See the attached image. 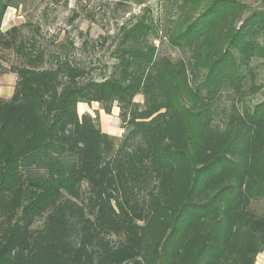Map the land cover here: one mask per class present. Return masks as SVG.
I'll list each match as a JSON object with an SVG mask.
<instances>
[{"label":"trees","instance_id":"16d2710c","mask_svg":"<svg viewBox=\"0 0 264 264\" xmlns=\"http://www.w3.org/2000/svg\"><path fill=\"white\" fill-rule=\"evenodd\" d=\"M17 6L0 0V27ZM247 9L181 0L163 36L175 61L158 55L144 10L119 28L101 80L70 57L72 42L48 53L21 25L0 30V51L19 60L4 70L0 57V75L16 76L0 97V264H255L264 101L232 102L262 89L251 63L264 59V11ZM80 103L106 115L115 104L123 137Z\"/></svg>","mask_w":264,"mask_h":264},{"label":"rangeland","instance_id":"374dc122","mask_svg":"<svg viewBox=\"0 0 264 264\" xmlns=\"http://www.w3.org/2000/svg\"><path fill=\"white\" fill-rule=\"evenodd\" d=\"M238 1L248 7L244 16L253 11H264V0ZM15 3H18L17 7H9L5 11L0 27L2 32L12 26L21 25L22 33L25 36H36L40 46L48 53L56 52L61 44L69 46L68 43L72 42L73 50L69 56L87 69L93 70L92 76L96 80L108 76L111 66L115 63L112 51L115 47L116 33L121 25L144 10H147L145 12L147 17L150 16L157 22L158 30L161 32L159 35L162 37L161 40L154 41L158 47V55L166 56L172 61L181 57L180 52L172 49L163 38L166 24L181 17L178 11L175 13L172 10L181 3V0H15ZM200 11L201 9H198L190 14L195 18ZM239 26L240 24L237 25ZM37 28H39L38 34L35 33ZM84 42H87L86 46ZM0 57L4 70L19 64V60L9 51H0ZM251 66L255 83L262 85V89L255 94L244 96L240 101L237 99L232 101V97L225 94L221 105L227 106L232 101L241 106L253 107L264 101V59L253 58ZM15 81L16 76L11 73L0 75L1 97H10ZM249 85L250 81L247 80V88ZM134 101L142 104L143 97L139 95ZM88 106L86 114L93 118L97 117L101 131L107 129L110 136L123 137L124 130L121 128V121L119 118L118 121L112 118V114L118 109L115 104L108 118L100 110L99 104L92 103ZM85 188L83 185V191ZM263 210L264 202L253 204V211L256 214L260 215ZM255 264H264V251L256 257Z\"/></svg>","mask_w":264,"mask_h":264},{"label":"crops","instance_id":"0c3cea01","mask_svg":"<svg viewBox=\"0 0 264 264\" xmlns=\"http://www.w3.org/2000/svg\"><path fill=\"white\" fill-rule=\"evenodd\" d=\"M0 91H1V86H0ZM12 93H13V87H12V90L10 91V96L12 95ZM0 97H1V95H0ZM79 108H81V113L78 112L79 115H82V114H84V113H86V112L88 113L89 106H88L87 104L80 103V104L77 105V110H78V111H79ZM82 108H83V110H82ZM118 112H119V110L117 109V112L114 113V114H112V115H113V116H112L113 120L118 121ZM104 114H105V113H104ZM104 116L107 117V118L109 117V115H104ZM107 122H108V121H107ZM105 123H106V120H105ZM102 132L110 135V132H109L107 129H105V130L102 131Z\"/></svg>","mask_w":264,"mask_h":264},{"label":"bare ground","instance_id":"6f19581e","mask_svg":"<svg viewBox=\"0 0 264 264\" xmlns=\"http://www.w3.org/2000/svg\"><path fill=\"white\" fill-rule=\"evenodd\" d=\"M82 110H83V108H82ZM79 112H81V108H79Z\"/></svg>","mask_w":264,"mask_h":264}]
</instances>
